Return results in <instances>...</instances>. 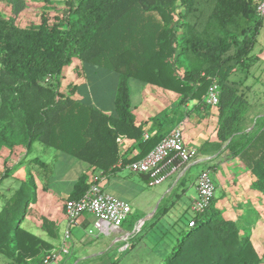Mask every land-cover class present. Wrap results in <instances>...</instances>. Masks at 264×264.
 Instances as JSON below:
<instances>
[{
    "label": "trees",
    "instance_id": "1",
    "mask_svg": "<svg viewBox=\"0 0 264 264\" xmlns=\"http://www.w3.org/2000/svg\"><path fill=\"white\" fill-rule=\"evenodd\" d=\"M4 1L11 12L0 10V148L23 145L29 151L40 141L108 170L119 160L118 136L137 140L143 156L163 138L143 137L132 110L133 82L177 96L174 111L156 119L161 133L188 102L208 108L205 95L217 81L216 137L232 138L228 148L250 165L264 193V128L234 137L247 101L232 77L252 64L259 0H42L39 21L28 25L17 21L27 1ZM74 58L86 71L92 67L115 76L114 113L74 98L77 85H70L69 94L61 91L63 70ZM94 181L83 173L67 200L82 197ZM33 198L29 172L0 210V255L9 264H47L53 248L20 224ZM194 220V227L181 217L165 225L153 244L131 257L132 264H263L251 234L214 199Z\"/></svg>",
    "mask_w": 264,
    "mask_h": 264
},
{
    "label": "crops",
    "instance_id": "2",
    "mask_svg": "<svg viewBox=\"0 0 264 264\" xmlns=\"http://www.w3.org/2000/svg\"><path fill=\"white\" fill-rule=\"evenodd\" d=\"M253 39L249 51L252 64L232 74L233 79L240 81V94L247 101L241 128L234 134L238 139H243L244 134L254 136L264 128V16H261ZM82 83H69V86L77 85L73 97L84 100L79 91ZM114 96L112 106L98 108L108 114L114 113ZM176 103L177 96L133 82L132 110L136 122L143 125V137L158 134L162 138L180 124L185 142L198 151L194 160L181 164L176 170L173 168L177 162L169 164L166 167L169 175L163 182L151 185L147 174L129 170L128 164L142 157L144 150L137 140L126 135L117 137L119 160L108 170L95 168L37 141L29 151L23 145L4 146L0 148V173L3 174L0 210L6 198L15 193L30 172L35 198L30 202L21 226L53 248L62 246L66 230L70 229L68 252L50 264H112L146 250L158 239L159 231L175 219L193 220L192 203L198 197L197 177L203 169L210 168L216 185L214 205L251 234L255 248L262 254L264 193L256 187L250 165L234 153L236 149L228 148L232 138L226 142L217 139L218 113L212 105L199 109L195 108L196 101L188 102L185 108H180L175 122L157 133L161 121L156 119L167 111L173 112ZM85 172L91 179L100 181L109 194L131 204L132 212L121 226L107 224V228L99 229L95 226L97 217L90 213L82 214L76 224L70 225L65 203ZM4 260V264H9Z\"/></svg>",
    "mask_w": 264,
    "mask_h": 264
},
{
    "label": "built area",
    "instance_id": "3",
    "mask_svg": "<svg viewBox=\"0 0 264 264\" xmlns=\"http://www.w3.org/2000/svg\"><path fill=\"white\" fill-rule=\"evenodd\" d=\"M257 13L264 16V0H259ZM220 86L217 81L209 86L205 100L209 105L219 103ZM198 155L195 147L188 146L185 142L182 126L176 125L165 135L147 154L128 164L131 172L145 173L150 177V184L156 185L163 182L169 175L166 167L177 162L173 170L181 164L194 160ZM198 197L192 203L196 213H202L212 203L216 194V185L210 168L203 169L196 181ZM132 212L131 204L125 200L114 197L104 190L102 183L95 180L87 192L78 199H70L65 203V213L70 225L77 223L78 218L84 213L97 217L95 226L99 229L107 228V224L114 227L121 226ZM190 227L195 226V220L189 222ZM70 238V229L66 230L61 247L52 248L45 257V263L50 264L61 255L68 252L67 241Z\"/></svg>",
    "mask_w": 264,
    "mask_h": 264
},
{
    "label": "rangeland",
    "instance_id": "4",
    "mask_svg": "<svg viewBox=\"0 0 264 264\" xmlns=\"http://www.w3.org/2000/svg\"><path fill=\"white\" fill-rule=\"evenodd\" d=\"M27 7L24 12L18 17V22L21 25H28L31 22H38L40 19V13L42 8V0H26ZM58 9L63 7L61 3L56 4ZM1 12L9 16L11 7L7 1L0 3ZM83 82L79 86L81 96L86 102H91L93 105L99 106H112V98L115 93V76L104 70H95L94 68H88L87 71L82 66L80 60L74 58L72 62L64 68V74L62 79V92L69 94V83ZM133 83L131 84V87ZM40 141H37V143ZM264 258V252L262 253ZM115 259H112L114 261ZM4 258L0 255V264H4ZM131 258H124L119 264H132ZM264 264V259H263Z\"/></svg>",
    "mask_w": 264,
    "mask_h": 264
}]
</instances>
